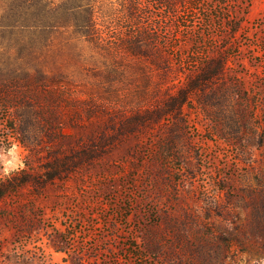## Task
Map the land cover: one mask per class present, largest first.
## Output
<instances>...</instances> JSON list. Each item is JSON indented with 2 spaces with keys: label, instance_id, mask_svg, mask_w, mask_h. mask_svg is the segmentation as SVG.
Listing matches in <instances>:
<instances>
[{
  "label": "rangeland",
  "instance_id": "obj_1",
  "mask_svg": "<svg viewBox=\"0 0 264 264\" xmlns=\"http://www.w3.org/2000/svg\"><path fill=\"white\" fill-rule=\"evenodd\" d=\"M96 11L100 48L0 38V157L17 145L22 164L0 176L17 186L0 200V264H264V0H101ZM219 61L204 91L157 119ZM37 78L59 83V107L31 92Z\"/></svg>",
  "mask_w": 264,
  "mask_h": 264
},
{
  "label": "trees",
  "instance_id": "obj_2",
  "mask_svg": "<svg viewBox=\"0 0 264 264\" xmlns=\"http://www.w3.org/2000/svg\"><path fill=\"white\" fill-rule=\"evenodd\" d=\"M101 0H18L8 7L0 6V12L4 11L5 14L0 16V38L6 37H23L26 35L34 36L35 40L32 46L37 50L43 51L46 48L53 46V38L59 34L67 36L63 42V46H70L72 42L77 45H88L94 49L100 48L106 39H103V34L97 22V5ZM183 2V0H178ZM127 6H125V10ZM139 42L135 43L136 56L139 58L148 57L145 50L139 47ZM1 45V43H0ZM125 51H131L130 44L125 42L123 44ZM38 61V57L36 58ZM84 62L88 61L86 58ZM214 63V62H212ZM225 61H219L215 70L209 69V64L204 66L202 72L191 78L186 85V88L179 91L171 98L169 109L163 114L157 116V119L162 117L172 116L184 105H186L189 98L201 91H204L208 84L217 78L223 71ZM53 80L45 82L43 79H35L29 81L31 92L42 91L47 96L48 102L52 105L59 107V99L55 96V92L59 89V83ZM2 94H0L1 97ZM5 95V94H4ZM8 97L13 99L15 96L8 94ZM17 98V97H16ZM137 122L141 125L146 124V119L138 117ZM132 129L126 130L125 133L131 134ZM124 134V133H122ZM113 141L103 142L100 152L98 154L84 153L82 156L77 155L79 162L71 160V162H64L57 164L53 167L54 173L49 174V179L62 178L64 175L72 172L75 168L79 167L84 162H91L94 159L105 154V148L110 146ZM80 156V158H78ZM74 159V160H75ZM69 160V159H67ZM84 160V161H82ZM24 180L22 184L26 183ZM17 186L12 183L0 186V200L3 199L8 193L15 191Z\"/></svg>",
  "mask_w": 264,
  "mask_h": 264
},
{
  "label": "clouds",
  "instance_id": "obj_3",
  "mask_svg": "<svg viewBox=\"0 0 264 264\" xmlns=\"http://www.w3.org/2000/svg\"><path fill=\"white\" fill-rule=\"evenodd\" d=\"M20 152L21 150L19 147L17 145H13L7 156L0 157V159H3L4 161L3 172L0 173V176H7L10 172L22 167ZM9 157H11V159H9Z\"/></svg>",
  "mask_w": 264,
  "mask_h": 264
}]
</instances>
